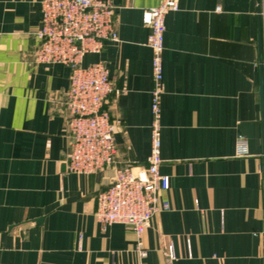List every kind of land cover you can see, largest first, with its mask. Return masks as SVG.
Masks as SVG:
<instances>
[{
  "label": "crops",
  "instance_id": "obj_1",
  "mask_svg": "<svg viewBox=\"0 0 264 264\" xmlns=\"http://www.w3.org/2000/svg\"><path fill=\"white\" fill-rule=\"evenodd\" d=\"M111 1L119 39L82 65L102 61L119 90L105 102L118 166L145 165L153 77L142 11L161 0ZM258 3L178 0L165 15L159 170L169 208L143 232L141 258L129 226L94 216L113 171L66 170L70 71L35 61L41 0H0V264H264Z\"/></svg>",
  "mask_w": 264,
  "mask_h": 264
},
{
  "label": "built area",
  "instance_id": "obj_2",
  "mask_svg": "<svg viewBox=\"0 0 264 264\" xmlns=\"http://www.w3.org/2000/svg\"><path fill=\"white\" fill-rule=\"evenodd\" d=\"M258 14L264 16V0H259ZM116 6L111 0H41L40 25L34 35L38 41L35 61L62 63L69 68V89L64 105L69 152L66 170L90 174L104 169L113 171L112 180L96 196L94 216L104 227L111 223L129 226L136 237L139 257L147 254L142 234L153 216L169 208L161 192L169 187L168 175L159 166L161 96L163 86V38L165 15L178 9V0H161L142 11V21L149 29L146 44L151 49L153 86L151 95L150 151L145 165L118 166L114 138L116 123L105 102L118 94L102 61L83 66L87 53H100L109 41H118L115 26ZM236 153L246 155V139L238 137ZM168 261L176 258L173 245L166 248Z\"/></svg>",
  "mask_w": 264,
  "mask_h": 264
},
{
  "label": "water",
  "instance_id": "obj_3",
  "mask_svg": "<svg viewBox=\"0 0 264 264\" xmlns=\"http://www.w3.org/2000/svg\"><path fill=\"white\" fill-rule=\"evenodd\" d=\"M257 47H258L257 69L259 72L258 99H259V109H260V118H261L260 120H261V139H262L261 159H262L263 168H264V78H263V63H262L261 32H260V30H259L258 37H257ZM112 182H113V180H111L109 182V184H111ZM263 192H264V172H263Z\"/></svg>",
  "mask_w": 264,
  "mask_h": 264
}]
</instances>
